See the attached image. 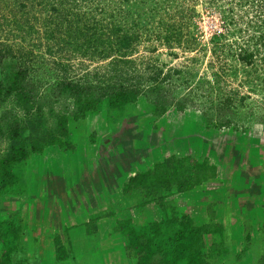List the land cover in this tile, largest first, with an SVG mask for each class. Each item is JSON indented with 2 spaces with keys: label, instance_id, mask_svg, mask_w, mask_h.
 Wrapping results in <instances>:
<instances>
[{
  "label": "rangeland",
  "instance_id": "1",
  "mask_svg": "<svg viewBox=\"0 0 264 264\" xmlns=\"http://www.w3.org/2000/svg\"><path fill=\"white\" fill-rule=\"evenodd\" d=\"M2 7L0 41L15 53L0 66V82L19 68L27 70L22 84L31 96L30 113L41 108L39 132L50 131L59 113L68 116L70 146L63 151L44 147L27 164L35 158L67 169L75 153L88 149L90 138L95 140L121 114L103 103L85 119L73 121L76 97L87 90L105 96L112 86L134 87L139 99L129 108L142 117L148 135L144 142L162 147L152 151V163L145 169L170 156L199 162L207 158L217 168L216 180L188 193L174 192L167 203L198 225L208 218V193L236 189L250 197L240 199L244 206L251 203L264 214V0H6ZM64 81L78 85L79 93L60 95ZM1 98L0 158L8 153L9 127L27 119L12 97L5 102ZM158 101L166 107L161 115L153 112ZM177 104L183 105L182 111ZM198 129L232 131L256 144L244 153L247 166L239 170L244 172L225 170L190 140L177 141L184 132L193 136ZM33 138L35 133L22 132L27 145ZM25 168L17 165L14 173L23 175ZM27 195H2L0 202L21 210L29 226H43L32 219ZM131 197L117 190L99 203L83 204L82 216L64 226H84L91 216H101L97 226L131 219L138 227L161 217L152 205L137 208L139 195ZM259 218L264 223V215ZM83 245L80 240L74 246L81 252ZM258 260L264 264L263 256ZM227 264L235 261L228 259Z\"/></svg>",
  "mask_w": 264,
  "mask_h": 264
},
{
  "label": "trees",
  "instance_id": "2",
  "mask_svg": "<svg viewBox=\"0 0 264 264\" xmlns=\"http://www.w3.org/2000/svg\"><path fill=\"white\" fill-rule=\"evenodd\" d=\"M3 2L5 3L6 0H0V13ZM14 53L10 46L0 41V66ZM26 76L27 70L19 68L5 78V83L0 82L1 101L5 102L12 97L17 106L27 114L26 120L9 127L7 132L8 153L0 158V196L7 194L19 196L27 191L23 175L17 176L14 173L17 165L27 166V160L32 155L43 153L44 147L57 146L63 151L70 146L66 140L69 136L68 116L64 112L56 116L50 131L46 133L38 131L43 114L41 108L33 114L30 113L31 96L22 84ZM59 89L60 95L69 97L76 96L80 88L76 84L64 81L59 85ZM109 89L105 96L95 95L91 90L79 94L75 99L72 120L85 119L87 113L98 110V106L103 103L108 111L120 114L127 107L138 102L137 88L112 86ZM154 104L155 115H161L166 110L164 101ZM176 108L182 111L183 105L177 104ZM26 131L36 134V138L31 139L28 145L22 139V132ZM1 132L0 130V134ZM90 142L93 144L94 139L90 138ZM216 179L217 168L207 158L199 162L190 156L180 158L170 156L153 163L151 168L136 172L123 183L121 193L124 196L141 197V200L135 204L137 208L152 205L161 212L159 219L138 227L133 226L131 219L116 221L115 232L118 233L123 244L128 262L130 264H212L211 259L216 250L212 249V254L205 252V239L206 235L216 233L212 226L220 225L212 223L211 218H206L205 222L197 225L191 216L177 212L170 202L168 208L166 199L174 192L188 193L205 182ZM252 183H257L256 187H260L258 180ZM100 218L101 216H91L84 224L88 236L97 234V222ZM28 226L29 220L21 216V210L6 208L4 201L0 202V264H26L19 254L25 252L24 238ZM64 235V244L61 236L54 237L53 245L58 263L74 261L67 231Z\"/></svg>",
  "mask_w": 264,
  "mask_h": 264
},
{
  "label": "water",
  "instance_id": "3",
  "mask_svg": "<svg viewBox=\"0 0 264 264\" xmlns=\"http://www.w3.org/2000/svg\"><path fill=\"white\" fill-rule=\"evenodd\" d=\"M185 133L176 138L178 142L190 140L200 145L220 167L234 170L237 175L247 166L244 153L257 148L228 130L198 129L193 136ZM147 136L141 115L127 107L115 121L107 123L88 149L75 153L67 169L42 160L27 164L23 179L28 194L26 206L32 208V219L43 226L64 228L77 220L75 216H82L83 204L99 203L113 192L121 191L123 183L152 163V151L162 148L145 144ZM248 148L251 149L246 151ZM84 196L89 201H84Z\"/></svg>",
  "mask_w": 264,
  "mask_h": 264
},
{
  "label": "crops",
  "instance_id": "4",
  "mask_svg": "<svg viewBox=\"0 0 264 264\" xmlns=\"http://www.w3.org/2000/svg\"><path fill=\"white\" fill-rule=\"evenodd\" d=\"M211 192L206 196L204 208L209 209L208 219L220 226H212L216 233L206 235L205 252L215 249L212 264H259V258L264 257V223L259 216L264 215L253 204L240 202L244 193L234 189L232 192ZM207 215L202 222H205ZM259 221V224H258ZM261 225V226H260ZM97 234H86L84 226H28L24 238L25 252L20 253L26 264H130L126 258L123 244L115 232L116 226H97ZM213 229V230H214ZM70 242L74 261L58 263L55 257L54 237L61 236L65 242L64 232ZM88 240H87V239ZM35 240V241H34ZM83 242V251L75 248V243ZM80 245V244H76ZM212 254V253H211ZM20 258V259H21Z\"/></svg>",
  "mask_w": 264,
  "mask_h": 264
},
{
  "label": "flooded vegetation",
  "instance_id": "5",
  "mask_svg": "<svg viewBox=\"0 0 264 264\" xmlns=\"http://www.w3.org/2000/svg\"><path fill=\"white\" fill-rule=\"evenodd\" d=\"M264 166V163L262 164ZM264 193V192H263Z\"/></svg>",
  "mask_w": 264,
  "mask_h": 264
}]
</instances>
